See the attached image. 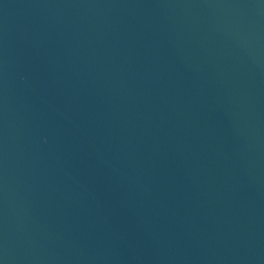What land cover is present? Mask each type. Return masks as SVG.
Returning a JSON list of instances; mask_svg holds the SVG:
<instances>
[{"label": "water", "instance_id": "water-1", "mask_svg": "<svg viewBox=\"0 0 264 264\" xmlns=\"http://www.w3.org/2000/svg\"><path fill=\"white\" fill-rule=\"evenodd\" d=\"M0 264H264V0H0Z\"/></svg>", "mask_w": 264, "mask_h": 264}]
</instances>
